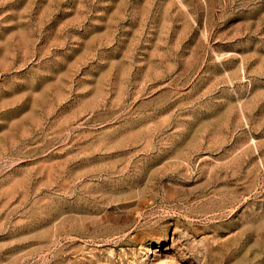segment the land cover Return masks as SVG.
Wrapping results in <instances>:
<instances>
[{"label":"rangeland","instance_id":"1","mask_svg":"<svg viewBox=\"0 0 264 264\" xmlns=\"http://www.w3.org/2000/svg\"><path fill=\"white\" fill-rule=\"evenodd\" d=\"M0 264H264V0H0Z\"/></svg>","mask_w":264,"mask_h":264}]
</instances>
